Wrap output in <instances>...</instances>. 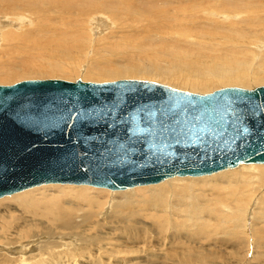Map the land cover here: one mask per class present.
I'll list each match as a JSON object with an SVG mask.
<instances>
[{"label":"bare ground","instance_id":"6f19581e","mask_svg":"<svg viewBox=\"0 0 264 264\" xmlns=\"http://www.w3.org/2000/svg\"><path fill=\"white\" fill-rule=\"evenodd\" d=\"M99 43L101 47L96 46ZM159 50L192 64L180 73L179 67L170 68L158 58ZM45 55L60 59L46 65ZM77 73L83 75L81 81L148 78L197 93L226 86L252 88L264 83V0H0V83L19 76ZM47 184L64 185L43 187L44 200L56 186L75 197L54 199L52 212L59 213L60 220L52 227L37 220L30 228L24 214L35 204L37 188L17 191L20 210L7 208L3 216L13 226L0 228V264H64L69 256L66 264H161L162 256L179 264L167 255L172 246L187 247L180 235L171 233L184 229L183 224L178 228L174 215L180 221L195 222V213L207 209L208 200L214 198L241 211L251 203L247 220L264 212V162L114 190L60 182L35 187ZM207 192L209 199L203 198ZM233 219L234 215H227L224 221L234 224ZM209 220L185 234L202 238L203 227L214 229ZM233 226L227 232L235 245L240 242L239 233L242 241L256 235L255 228L247 234ZM143 227L153 235L171 230L165 248L161 242H150L143 255L141 248L146 244L124 241ZM115 241L124 244L117 247ZM249 244H245L248 249ZM254 245L264 246V231Z\"/></svg>","mask_w":264,"mask_h":264},{"label":"water","instance_id":"95a60500","mask_svg":"<svg viewBox=\"0 0 264 264\" xmlns=\"http://www.w3.org/2000/svg\"><path fill=\"white\" fill-rule=\"evenodd\" d=\"M264 162V85L0 84V197L48 182L122 189Z\"/></svg>","mask_w":264,"mask_h":264},{"label":"rangeland","instance_id":"374dc122","mask_svg":"<svg viewBox=\"0 0 264 264\" xmlns=\"http://www.w3.org/2000/svg\"><path fill=\"white\" fill-rule=\"evenodd\" d=\"M96 46L101 47V43H99ZM157 55H159L158 58L160 57L159 58L160 60L164 61L166 64L171 66L170 68L177 70V67H179L178 71L180 73L181 72L184 73L185 70H188L186 66L188 65L190 66L192 64L190 63L191 62L190 60H187V63H186L185 61H183L184 58L182 56H174L172 54H169L168 51L166 50H161V51L159 50V54ZM43 59H42V62L44 64L53 65V64H56V62L58 63V59H60V56L57 59L56 57L45 55ZM54 59L56 60V62ZM251 68L252 67L249 66L250 70H252ZM64 76H67V77H64ZM64 76L63 75H53V76L51 75V77L48 76V77H43V78H33L32 76H19V77H15L13 80L9 82H6V83L1 82L0 84H12V83H15L21 80H27V79H50V78L64 79L65 78L64 80H70V81H74L76 78L81 79V80L83 79L82 78L83 75L81 73H77V75H73V76L72 75H64ZM122 79H127V78H122ZM138 79L148 80V78H138ZM149 80H153V79H149ZM83 81L101 82V81H110V80L87 78V80H83ZM153 81H157V80H153ZM158 82H161V81H158ZM163 84H166V83H163ZM262 84L264 83L258 84L254 87L260 86ZM175 88H178V87H175ZM179 89H182V88H179ZM52 185H64V184H47V185H41V188L40 186H37V187L34 186L33 188L27 189V190H31V189L37 188L33 190L35 191L33 193H35L37 197L35 200V204L32 207H30L29 211H27L24 214V216L28 215L30 228L34 226L37 220L46 222V224H49V226L52 227V224H55V222L60 220L59 213L52 212V209L54 206L53 205L54 199L58 201H64L69 198L75 197V194L73 192L66 193L64 192V190L58 188L59 186H56L49 191V193L51 194L49 198H47V200L42 199L41 195L44 193L41 192V189L43 187L46 188V186L48 187ZM67 186H75V185H67ZM94 188H98V187H94ZM206 188H209V187H206ZM74 189L75 188H73L72 190ZM262 191L263 189H261L260 192H258L254 196L253 199L255 201H257L258 198H260ZM18 194L19 193L16 192L15 196H12L14 194H10V195H6L0 198V228L13 226L11 225V223L5 222L3 216L4 214H6L5 209L7 208L9 210H16V211L20 210V204L17 200H15ZM90 194L91 193H88V195ZM204 197H207L209 199V192L205 193L203 195V198ZM77 198L81 202L84 203L80 195L77 194ZM208 201L210 202V205L207 207V209L203 210L199 214L197 212L195 213L196 214L195 222H191L190 219H186L185 221H180V219L177 218V216L175 215L173 216V220L178 225V228L180 227L181 224H183L184 229H179L178 231H174V232H171V230L169 231L167 229L165 234L161 233L160 235H153L149 233L150 229L143 227V228H138L132 231L131 238L125 239L124 241L125 242H138L139 241L141 242V245L146 244V245H142V248H141L142 254L145 255L147 254L145 251V248L149 246L150 242H159V243L161 242V247L164 249L168 241V239L166 238V234L171 232V233H177L178 235H176V237L180 235L181 238L187 243V247L185 249L177 248V247L174 249V247L172 246L173 251L171 252L169 251V253H167V255L169 254L168 256H171L173 259L179 260L178 261L179 264H264V246L261 248H256V246L254 245L256 238L259 237V232L264 231V212L259 211V215H253L249 220H247L246 210L248 209L249 205H251V203L247 205V208L245 209V211H241V210H238V208L235 206L234 207H231L229 205L228 207L223 206L219 203V201H216L215 198L209 199ZM74 214L76 213H69V215H74ZM227 215H234V219H233L234 224L238 230L246 231L247 234H250L251 231L253 233V230L255 228L256 235L252 234L249 238L242 241L243 236L242 234L239 233L240 235L239 234L237 235L239 236L238 238L240 239L241 237V239L239 240L240 242H238L235 245V240L231 239L232 237H230L227 232V231H231L230 228L233 229L234 224H231V223L226 224V222L224 221V218ZM207 218L210 219L208 222L212 223L211 225L214 227V229H206L203 227L202 238L201 237L194 238L190 234H185L188 232H193L194 229H196L197 225L206 224ZM203 219L206 222L203 221ZM113 228H116V227H113ZM213 231H215L216 234ZM214 240L216 241L218 240V241L215 242L213 245ZM181 242L183 241L181 240ZM247 242H250L251 244V245L249 244L250 246L249 249L246 248L245 246ZM232 243H234V245ZM123 244H124L123 241H115L114 246L121 247ZM198 244H201V245L196 248L195 245H198ZM192 245L193 247H195L193 250L188 248V246H192ZM132 256H138V254H133ZM70 258L71 256H69V258L65 257L64 264H66ZM126 258L127 257L123 259H126ZM160 261H161V264H174L175 262H177V261H174L172 263L170 260L165 259L164 256L160 257Z\"/></svg>","mask_w":264,"mask_h":264}]
</instances>
